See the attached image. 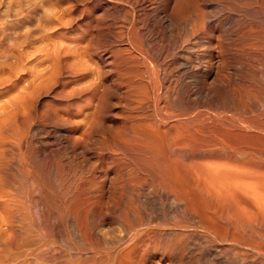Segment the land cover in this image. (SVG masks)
<instances>
[{
    "label": "bare ground",
    "instance_id": "6f19581e",
    "mask_svg": "<svg viewBox=\"0 0 264 264\" xmlns=\"http://www.w3.org/2000/svg\"><path fill=\"white\" fill-rule=\"evenodd\" d=\"M8 2L0 264H264V0Z\"/></svg>",
    "mask_w": 264,
    "mask_h": 264
},
{
    "label": "rangeland",
    "instance_id": "374dc122",
    "mask_svg": "<svg viewBox=\"0 0 264 264\" xmlns=\"http://www.w3.org/2000/svg\"><path fill=\"white\" fill-rule=\"evenodd\" d=\"M8 0H0V10H2V8L4 7V4H5V2H7ZM10 1V3L11 4H13V2H15V0H9ZM9 2H8V4H10ZM7 4V3H6ZM2 6V7H1Z\"/></svg>",
    "mask_w": 264,
    "mask_h": 264
}]
</instances>
